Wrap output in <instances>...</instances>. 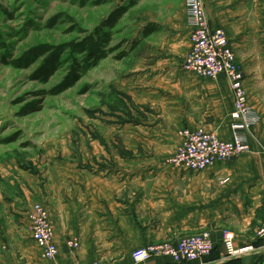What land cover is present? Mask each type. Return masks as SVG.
<instances>
[{
	"label": "crops",
	"instance_id": "1",
	"mask_svg": "<svg viewBox=\"0 0 264 264\" xmlns=\"http://www.w3.org/2000/svg\"><path fill=\"white\" fill-rule=\"evenodd\" d=\"M203 2L210 25L225 31L257 116L238 129L249 150L200 171L169 163L184 127L231 140L234 99L224 75L212 79L181 67L190 46L185 0L146 10L131 46L133 52L143 45L142 53L116 80L130 120L108 127L104 144L91 143L85 163L49 161L38 173L23 174L18 189L0 191V264H264V237L257 236L264 216V0ZM113 131L117 142L108 141ZM35 202L53 227L58 252L49 260L29 233ZM224 229L233 232L236 247L252 250L228 257ZM202 231L211 232L214 249L198 260L132 258L138 246Z\"/></svg>",
	"mask_w": 264,
	"mask_h": 264
},
{
	"label": "rangeland",
	"instance_id": "2",
	"mask_svg": "<svg viewBox=\"0 0 264 264\" xmlns=\"http://www.w3.org/2000/svg\"><path fill=\"white\" fill-rule=\"evenodd\" d=\"M128 1L0 0V54L5 52L11 59L35 44L71 41L81 36L79 29L91 31L111 10ZM166 2L175 0H136L114 27L110 44L122 45L57 95L43 92L66 75L71 62L68 52L61 55V65L44 82L32 76L41 58L24 67L0 61V140L13 138L0 142V191L18 189L23 174H36L49 161H84L91 143L106 142L108 127L130 120L129 106L116 80L127 73L133 54L142 53L143 45L133 52L131 48L141 30L140 16L146 10L156 12ZM128 48L123 58L114 57ZM29 104L34 107L21 113ZM110 133L108 141L117 142V134Z\"/></svg>",
	"mask_w": 264,
	"mask_h": 264
},
{
	"label": "built area",
	"instance_id": "3",
	"mask_svg": "<svg viewBox=\"0 0 264 264\" xmlns=\"http://www.w3.org/2000/svg\"><path fill=\"white\" fill-rule=\"evenodd\" d=\"M190 46L184 55L181 67L184 71L193 72L212 79L224 75L233 95V110L231 117L235 120L236 129L231 140H220L212 131L201 127L180 129L181 141L169 163L190 171H200L217 161L234 158L237 154L249 150L248 142L238 129H248L257 120L255 113L247 105L243 81V73L239 70L236 55L229 46L225 31L220 26L214 27L209 23L203 0H185ZM29 233L33 241L42 250V256L52 259L58 250L54 243L53 227L47 210L42 204L33 203L29 215ZM257 236L264 237V216L257 228ZM228 257L239 256L252 250V245H234V234L224 229L221 235ZM68 245L77 247L78 242L69 240ZM214 249L210 231L182 234L175 241L151 243L138 246L132 251L134 261L146 260L151 256L169 257L172 261H195L208 256ZM86 264H105L97 259Z\"/></svg>",
	"mask_w": 264,
	"mask_h": 264
},
{
	"label": "trees",
	"instance_id": "4",
	"mask_svg": "<svg viewBox=\"0 0 264 264\" xmlns=\"http://www.w3.org/2000/svg\"><path fill=\"white\" fill-rule=\"evenodd\" d=\"M104 0H94L95 4H101ZM136 0H129L126 4L115 7L109 15L94 27L91 31L79 29L81 36L71 41L52 45L46 42L32 45L27 51L18 57L9 59L6 53L0 54V61L12 67L29 66L32 61L41 58V64L32 76L40 80L47 81L51 75L58 69L62 63L61 55L64 52L69 53L70 64L66 75L49 90L43 93L57 95L69 88L74 81L78 80L89 68L96 66L104 57L112 51L118 49L122 44L117 43L112 46L110 43L115 33L114 27L123 13L134 5ZM149 30L146 29L145 33ZM127 50L122 49L115 54V58H123ZM78 55V56H75ZM34 105L29 104L22 108L21 113H26L33 108ZM12 137L2 138L0 142H10Z\"/></svg>",
	"mask_w": 264,
	"mask_h": 264
}]
</instances>
